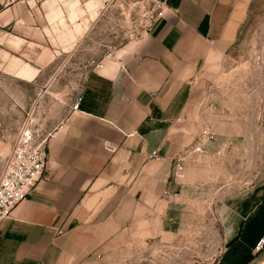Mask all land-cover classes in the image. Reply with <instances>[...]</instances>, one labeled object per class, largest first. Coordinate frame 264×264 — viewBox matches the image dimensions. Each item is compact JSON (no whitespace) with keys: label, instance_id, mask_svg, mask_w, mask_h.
<instances>
[{"label":"crops","instance_id":"crops-1","mask_svg":"<svg viewBox=\"0 0 264 264\" xmlns=\"http://www.w3.org/2000/svg\"><path fill=\"white\" fill-rule=\"evenodd\" d=\"M47 1L0 0V25ZM260 2L167 0L149 31L86 77L77 110L68 103L45 141L41 180L0 224V264H92L132 235L172 247L201 220L206 197L220 224L213 264H264L252 251L264 236V135L257 175L242 188L219 173L228 135L190 154L197 137L180 124L198 80L230 59ZM152 151L157 160L147 159ZM197 157L202 168L190 165Z\"/></svg>","mask_w":264,"mask_h":264},{"label":"rangeland","instance_id":"rangeland-1","mask_svg":"<svg viewBox=\"0 0 264 264\" xmlns=\"http://www.w3.org/2000/svg\"><path fill=\"white\" fill-rule=\"evenodd\" d=\"M156 1L49 0L19 10L16 23L0 25V174L16 135L29 131L45 144L67 104L80 97L86 77L144 33L158 12ZM180 124L195 138L203 127L215 137L228 135L219 142L221 177L242 188L253 181L264 135V0L230 59L198 80ZM203 164L201 157L190 163ZM206 198L201 220L192 231L183 226L176 245L132 235L126 248L98 254L92 264H213L218 252L207 237L220 224L214 201ZM208 250L215 254L204 256Z\"/></svg>","mask_w":264,"mask_h":264},{"label":"built area","instance_id":"built-area-1","mask_svg":"<svg viewBox=\"0 0 264 264\" xmlns=\"http://www.w3.org/2000/svg\"><path fill=\"white\" fill-rule=\"evenodd\" d=\"M156 1L158 7L164 4ZM158 11L155 18H151L145 26L144 32L150 30L153 21L160 17ZM80 99L73 104L72 109L76 111ZM215 135L208 127L200 131L190 154H205V149L215 142ZM186 155L179 154L173 159L175 162L174 178L182 177L184 171V159ZM148 160H157V152L152 151L147 155ZM47 152L45 144L36 143L29 131L22 130L14 138L10 150L4 161L0 174V224L8 220L13 209L29 195L32 189L41 180L47 165ZM253 253L264 252V236L258 240L252 249Z\"/></svg>","mask_w":264,"mask_h":264},{"label":"bare ground","instance_id":"bare-ground-1","mask_svg":"<svg viewBox=\"0 0 264 264\" xmlns=\"http://www.w3.org/2000/svg\"><path fill=\"white\" fill-rule=\"evenodd\" d=\"M30 75H31V74H30ZM209 230H210V232H211V231H212V228L210 227ZM210 232H208V233H209V234H208L209 236L207 237V239H208V240L211 239V241H213V236L211 237ZM211 233H212V232H211ZM212 234H213V233H212ZM214 237H215V236H214ZM208 242H209V241H208ZM201 251H202V250H200V252H201ZM210 251H211V250H210ZM210 251L208 250V251H207L206 253H204L203 255L206 256V257H208V253H210ZM213 251H216V248H213ZM202 252H203V251H202ZM211 252H212V251H211ZM214 254H215V253H212V254L210 253V255H214Z\"/></svg>","mask_w":264,"mask_h":264},{"label":"water","instance_id":"water-1","mask_svg":"<svg viewBox=\"0 0 264 264\" xmlns=\"http://www.w3.org/2000/svg\"><path fill=\"white\" fill-rule=\"evenodd\" d=\"M157 1H159V2H163L162 0H157Z\"/></svg>","mask_w":264,"mask_h":264},{"label":"trees","instance_id":"trees-1","mask_svg":"<svg viewBox=\"0 0 264 264\" xmlns=\"http://www.w3.org/2000/svg\"><path fill=\"white\" fill-rule=\"evenodd\" d=\"M263 208H264V203H263Z\"/></svg>","mask_w":264,"mask_h":264}]
</instances>
